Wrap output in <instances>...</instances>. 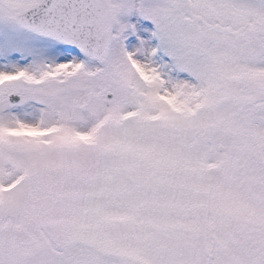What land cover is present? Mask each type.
Masks as SVG:
<instances>
[{"label":"snow or ice","instance_id":"snow-or-ice-1","mask_svg":"<svg viewBox=\"0 0 264 264\" xmlns=\"http://www.w3.org/2000/svg\"><path fill=\"white\" fill-rule=\"evenodd\" d=\"M0 264H264V0H0Z\"/></svg>","mask_w":264,"mask_h":264}]
</instances>
